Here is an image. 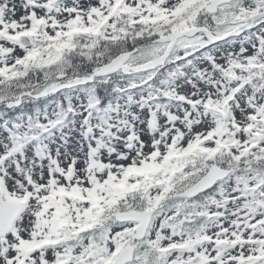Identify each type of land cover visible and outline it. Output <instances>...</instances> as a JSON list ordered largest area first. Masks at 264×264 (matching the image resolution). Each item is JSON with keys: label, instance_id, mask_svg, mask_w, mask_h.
I'll list each match as a JSON object with an SVG mask.
<instances>
[{"label": "snow or ice", "instance_id": "1", "mask_svg": "<svg viewBox=\"0 0 264 264\" xmlns=\"http://www.w3.org/2000/svg\"><path fill=\"white\" fill-rule=\"evenodd\" d=\"M0 264H264V0H0Z\"/></svg>", "mask_w": 264, "mask_h": 264}]
</instances>
